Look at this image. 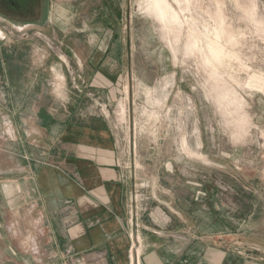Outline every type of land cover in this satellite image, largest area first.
<instances>
[{"label": "crops", "instance_id": "crops-1", "mask_svg": "<svg viewBox=\"0 0 264 264\" xmlns=\"http://www.w3.org/2000/svg\"><path fill=\"white\" fill-rule=\"evenodd\" d=\"M90 3L0 0V264H264L259 246L211 242L164 206L128 216L115 2Z\"/></svg>", "mask_w": 264, "mask_h": 264}, {"label": "rangeland", "instance_id": "rangeland-1", "mask_svg": "<svg viewBox=\"0 0 264 264\" xmlns=\"http://www.w3.org/2000/svg\"><path fill=\"white\" fill-rule=\"evenodd\" d=\"M166 1L160 21L146 0H114L123 73L110 119L128 216L160 205L211 242L264 249V0Z\"/></svg>", "mask_w": 264, "mask_h": 264}, {"label": "bare ground", "instance_id": "bare-ground-1", "mask_svg": "<svg viewBox=\"0 0 264 264\" xmlns=\"http://www.w3.org/2000/svg\"><path fill=\"white\" fill-rule=\"evenodd\" d=\"M145 4V10L150 14H155L160 21L170 19L172 11L166 0H146ZM187 49L192 50L191 44H188Z\"/></svg>", "mask_w": 264, "mask_h": 264}, {"label": "built area", "instance_id": "built-area-1", "mask_svg": "<svg viewBox=\"0 0 264 264\" xmlns=\"http://www.w3.org/2000/svg\"><path fill=\"white\" fill-rule=\"evenodd\" d=\"M133 240H134V239H133ZM134 245H135V242L132 241V243H131V247H130V251H129V255H130L131 260L134 258V255L136 254V250H133Z\"/></svg>", "mask_w": 264, "mask_h": 264}]
</instances>
